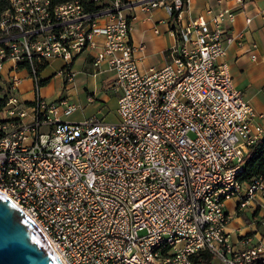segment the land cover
<instances>
[{
  "label": "built area",
  "instance_id": "1",
  "mask_svg": "<svg viewBox=\"0 0 264 264\" xmlns=\"http://www.w3.org/2000/svg\"><path fill=\"white\" fill-rule=\"evenodd\" d=\"M233 1L191 19L183 15L190 0L143 1L145 12H167L175 42L164 65L142 71L126 0H7L0 193L33 221L61 264H195L204 252L219 264L260 260L264 244L243 237L237 247L226 231L228 202L241 211L264 202V176L239 179L264 128L222 61L240 44L225 24L247 2ZM85 50L95 68L105 63L113 72V123L62 122L58 115L78 106L68 95L48 101L40 94L49 61L60 60L59 74L72 81L71 65ZM24 79L30 100L19 94Z\"/></svg>",
  "mask_w": 264,
  "mask_h": 264
},
{
  "label": "crops",
  "instance_id": "2",
  "mask_svg": "<svg viewBox=\"0 0 264 264\" xmlns=\"http://www.w3.org/2000/svg\"><path fill=\"white\" fill-rule=\"evenodd\" d=\"M126 1L130 4L127 11L130 15V38L135 48V57L139 68L144 71L151 66L164 65L166 62L165 51L175 42L168 24L169 15L163 8L143 11L141 3L146 0ZM246 2L245 9L237 13L234 21L231 24H225L235 35L237 42L240 41V44L231 45L222 61L228 66L234 86L242 93L243 98L254 107L256 113L262 116L260 120L258 119V123L264 128V18L257 14L258 11L264 12V0H246ZM210 6L233 7L234 1L190 0L188 9L183 15L186 16V19L205 15ZM247 17L251 18L248 25L246 24ZM155 30L158 33H155ZM250 51L255 54L256 60H251ZM52 61L55 60L49 61L46 66ZM9 64L5 65L4 71L7 70ZM71 67L74 72L72 81H66L64 76L59 74L60 69L43 77L41 71V78L45 80V83L53 76L58 79V84L52 91L54 94L51 95L50 89L47 90L46 94L49 95V98L57 100L68 95L71 103L78 106L70 114H59L58 119L68 123L81 122L89 118L105 122L103 110L106 109L108 93L112 92V95L116 97V105L118 99L117 92L111 87L113 72L105 63H101L95 68L92 54L88 50L80 53ZM21 75H25L24 71H21ZM28 83L30 84L29 80ZM24 92L20 88V97L28 100L24 96ZM93 95L95 96L94 101L89 102L88 98ZM88 108L89 113H87ZM79 110L81 119L73 118ZM226 210L230 213L226 231L235 246L242 245L240 240L243 237H249L251 245H257L260 242L264 244V218H262L264 202L258 199L253 206L241 211L235 209L234 201H230L226 205ZM261 259L264 260V252L261 254Z\"/></svg>",
  "mask_w": 264,
  "mask_h": 264
},
{
  "label": "water",
  "instance_id": "3",
  "mask_svg": "<svg viewBox=\"0 0 264 264\" xmlns=\"http://www.w3.org/2000/svg\"><path fill=\"white\" fill-rule=\"evenodd\" d=\"M0 264H61L33 221L2 193Z\"/></svg>",
  "mask_w": 264,
  "mask_h": 264
},
{
  "label": "trees",
  "instance_id": "4",
  "mask_svg": "<svg viewBox=\"0 0 264 264\" xmlns=\"http://www.w3.org/2000/svg\"><path fill=\"white\" fill-rule=\"evenodd\" d=\"M67 0H50L52 6H57ZM9 8L7 0H0V17ZM45 84V80L41 81V85ZM264 176V138L257 140L250 146L244 157V164L239 179L242 182H251L254 178ZM212 256L207 253H200L194 258L195 264H213ZM257 264H264V260L260 258Z\"/></svg>",
  "mask_w": 264,
  "mask_h": 264
},
{
  "label": "rangeland",
  "instance_id": "5",
  "mask_svg": "<svg viewBox=\"0 0 264 264\" xmlns=\"http://www.w3.org/2000/svg\"><path fill=\"white\" fill-rule=\"evenodd\" d=\"M61 66H62V62L60 60H55V61L50 62L45 67V69L42 71V77L43 76H49V75L53 74L54 72L58 71ZM63 78H65L67 81V78L65 76ZM57 84H58V79L55 76H53L47 83H45L43 86H41V89H40L41 96L44 97L48 101H54V100H52V98H49V95H47L46 93H47V90L50 89L51 95L54 94L52 91H54ZM20 88H22L25 91L24 96L27 97L28 100H30L32 94L30 92V84L28 83V80H23L20 83ZM108 95H109V97H108L106 109L103 110V113L105 116L104 121L107 123H113L116 121V114H115L116 106H117L116 105V97H114V95H112V92L108 93ZM78 112H81V111L80 110L77 111L74 114L73 118L81 119V115H79ZM87 113H89V108L87 109ZM76 123H78V122H76ZM212 262H213V264H219V262L216 261L215 259H213Z\"/></svg>",
  "mask_w": 264,
  "mask_h": 264
}]
</instances>
